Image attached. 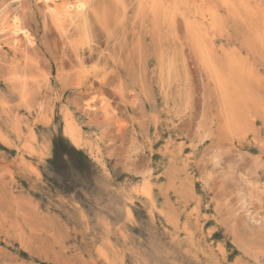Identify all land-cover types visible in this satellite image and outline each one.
<instances>
[{
    "label": "rangeland",
    "instance_id": "obj_1",
    "mask_svg": "<svg viewBox=\"0 0 264 264\" xmlns=\"http://www.w3.org/2000/svg\"><path fill=\"white\" fill-rule=\"evenodd\" d=\"M117 1L0 0V264H264V0Z\"/></svg>",
    "mask_w": 264,
    "mask_h": 264
},
{
    "label": "bare ground",
    "instance_id": "obj_2",
    "mask_svg": "<svg viewBox=\"0 0 264 264\" xmlns=\"http://www.w3.org/2000/svg\"><path fill=\"white\" fill-rule=\"evenodd\" d=\"M110 1H111V0H110ZM116 1H117V0H116ZM120 1H121V0H120ZM122 1H123V0H122ZM117 2H118V1H117ZM253 2H254V1H253ZM114 3H115V2H114ZM250 3H251V2H250ZM117 4H118V3H117ZM252 4H253V3H252ZM115 5H116V3H115ZM119 5H120V3H119ZM111 6H112V5H111ZM122 6L124 7L123 3H122ZM122 6L120 5L119 7L121 8ZM252 7H253V6H252ZM4 8H5V7H4ZM76 8H77V7H76ZM243 8H245V7H243ZM253 8H254V7H253ZM246 9H247V7H246ZM75 11H76V9H75ZM254 11H255V10H254ZM77 12H78V11H77ZM263 12H264V11H263ZM141 13H142V12H141ZM234 13H235V12H234ZM103 15H104V14H103ZM122 15H123V13H122ZM124 15H125V14H124ZM124 15H123V16H124ZM258 15H259V14H258ZM120 17H121V16H120ZM252 17H253V15H252ZM242 18H243V17H242ZM253 18H254V17H253ZM263 18H264V17H263ZM78 19H79V18H78ZM120 19H121V18H120ZM123 19H124V18H123ZM238 19H239V18H238ZM83 20H84V19H83ZM236 20H237V18H236ZM240 20H241V18H240ZM242 20H243V19H242ZM254 20H255V19H254ZM256 20H257V19H256ZM6 21H7V20H6ZM119 21H122V20H119ZM248 21H249V20H248ZM262 21H263V20H262ZM187 22H188V21H187ZM5 23H6V22H5ZM5 23H3V22L0 23V31L3 29ZM241 23H242V22H241ZM245 24H246V23H245ZM256 24H257V23H256ZM174 25H175V24H174ZM263 25H264V22H263ZM257 26H258V25H257ZM259 29H260V28H259ZM73 30H74V29H73ZM105 30H106V29H105ZM250 30H251V29H250ZM254 30H255V29H254ZM257 30H258V29H257ZM257 30H256V31H257ZM245 31H246V30H245ZM81 32H82V29H81ZM89 32H90V31H89ZM82 33H83V32H82ZM75 34H76V33H75ZM253 34H254V32H253ZM79 35H80V34H79ZM79 35H78V36H79ZM255 35H256V34H255ZM260 35H261V34H260ZM256 37L258 38V36H256ZM243 38H244V37H243ZM90 39H91V38H90ZM256 40H257V39H256ZM256 40H255V41H256ZM201 41H202V36H200V37L198 38L196 44L198 45V42H199L200 44H202V43L204 42V41H202V42H201ZM252 41H253V39H252ZM84 42H85V41H84ZM256 42H257V41H256ZM248 43H249V42H248ZM256 44H257V43H256ZM249 45H250V44H249ZM254 45H255V44H254ZM90 47H91V46H90ZM88 48H89V47H88ZM201 48H202V47H199V49H201ZM89 50H90V49H89ZM215 50H216V49H215ZM101 53H102V52H101ZM25 54H26V53H25ZM208 54H209V53L206 52V51H200V56H201V58L203 59L204 63H205L206 65L210 66V64H209L210 61H209V58H208ZM218 55H219V54H218ZM211 58H212V57H211ZM216 59H217V58H216ZM216 59H215V60H216ZM96 60H97V59H96ZM217 60H218V59H217ZM225 60H226V59H225ZM211 61H212V60H211ZM212 62H213V61H212ZM215 62H217V61H215ZM222 62H223V61H222ZM213 63H214V62H213ZM230 63H231V62H230ZM214 64H216V63H214ZM217 64H218V63H217ZM245 64H246V63H245ZM219 65H220V64H219ZM221 65H224V63H222ZM257 65H258V64H257ZM214 66H215V65H214ZM224 66H225V65H224ZM228 66H229V65H228ZM233 67H234V66H233ZM218 68H219V67H218ZM228 68H231L230 70L233 71L232 66H231V67L229 66ZM234 68H235V67H234ZM236 68H237V67H236ZM236 68H235V69H236ZM214 69H215V68H214ZM214 69L212 68L213 71H214ZM221 69H222V71H223L224 68L222 67ZM237 71H238V70H237ZM250 71L252 72V70H250ZM224 72H225V71H224ZM227 72H228V71H227ZM253 72H254V69H253ZM253 72H252V73H253ZM76 73H78V72L76 71ZM211 73H212V72H211ZM217 73H218V71H217ZM220 73H221V71H220ZM215 74H216V71H215ZM231 74H232V73H230V75H231ZM237 74H239V71L237 72ZM237 74L234 75V76H231V78H232V77H236L237 79L240 78V77L237 76ZM31 75H32V74H31ZM221 75H223V74H221ZM224 75H225V74H224ZM241 75H242V74H241ZM256 75H258L257 72H256V74H255L254 76L256 77ZM212 76H213V75H212ZM250 76H251V75H250ZM210 77H211V75L209 74V78H210ZM216 77H217V76H216ZM224 77H225V76H224ZM251 77H252V76H251ZM251 77H249V78H251ZM255 77H254V78H255ZM249 78L247 77V80H248V81L250 80ZM217 79H219V78H217ZM240 79H241V78H240ZM243 79H244V78H243ZM234 80H236V79H234ZM247 80H246V77H245V81H247ZM232 81H233V78H232ZM237 81H238V80H237ZM245 81H244V82H245ZM248 81H247V82H248ZM250 81H251V80H250ZM212 82H213V80H212ZM226 82H228V81H226ZM233 82H234V81H233ZM240 82H242V81H240ZM253 82H254V80H253ZM259 82H260V80H259ZM259 82H257V83H259ZM213 83L216 84V82H213ZM217 83H218V82H217ZM220 83H221V82H220ZM249 83H250V82H249ZM251 83H252V82H251ZM245 84H246V82H245ZM252 84H254V83H252ZM222 85H223V83H222ZM248 85H249V84H248ZM22 86H23V85H22ZM216 86H217V85H216ZM224 86H225V85H224ZM238 86H239V85H238ZM241 86H242V85H241ZM249 86H250V85H249ZM249 86H248V87H249ZM257 86H259V85H257ZM239 87H240V86H239ZM251 87H253V85H252ZM255 87H256V86H255ZM255 87H253V89H254ZM262 87H264V86H262ZM216 88H217V87H215V90H216ZM219 88H221V87H219ZM224 88H225V87H223L222 90H225ZM244 88H245V86H244ZM246 88H247V87H246ZM256 88H257V87H256ZM258 89H259V88H258ZM222 90H221V91H222ZM235 90H236V89H235ZM218 91H219V89H218ZM221 91H220V92H221ZM228 92H229V91H228ZM228 92H227V93H228ZM235 92H236V91H235ZM145 93H146V92H145ZM222 93H225V92L222 91ZM218 94H219V93H218ZM224 95H225V94H224ZM224 95H223V96H224ZM229 95H230V94H229ZM229 95H228V96H229ZM243 95H244V94H243ZM250 95H251V94H250ZM250 95H248V96H250ZM252 95H253V94H252ZM221 96H222V95H221ZM235 96H236V95H235ZM253 96H254V95H253ZM218 97H219V95H218ZM226 97H227V96H226ZM230 97H231V96H230ZM230 97H229V101H230ZM238 97H239V95L237 96V98H238ZM251 97H252V96H251ZM255 97H256V95H255ZM237 98H236V99H237ZM256 98H257V97H256ZM220 99H221V97H220ZM233 99H234V97H233ZM236 99H235V100H236ZM239 99H240V98H239ZM239 99H238V100H239ZM241 99H242V98H241ZM241 99H240V100H241ZM247 99H249V98H247ZM221 100H222V99H221ZM238 100H236V101H238ZM257 100H260V99L258 98ZM223 101H225V100H223ZM231 101H232V100H231ZM231 101H230V102H231ZM252 101L254 102V100H252ZM220 103H221V102H220ZM222 103H223V102H222ZM237 103H238V102H237ZM248 103H249V101H248ZM228 104H229V103H228ZM232 104L235 105L236 103L234 104V102L232 101ZM241 104H242V103H240V106H241ZM243 104H244V103H243ZM28 105H29V104H28ZM223 105H224V104H223ZM229 105H230V104H229ZM237 105H238V104H237ZM261 105H262V104H261ZM240 106L238 105L239 108H240ZM223 107L226 108V104H225ZM235 107H237V106L235 105ZM220 108H221V107H220ZM231 108H232V107H231ZM231 108H230V111H231ZM251 108H252V106H251ZM227 109H228V107H227ZM232 109H233V108H232ZM236 109H237V108H236ZM249 109H250V108H249ZM221 111H223V110H221ZM221 111H220V113H221ZM227 111H228V110H227ZM234 111H235V110H234ZM228 112H229V111H228ZM235 112H236V111H235ZM235 112H234V114H235ZM252 112H253V111H252ZM220 113H219V114H220ZM229 113H231V112H229ZM238 113H239V112H238ZM238 113H236V116H238V115H237ZM245 113H246V112H245ZM243 114H244V113H243ZM246 114H247V113H246ZM258 114H260V111H259ZM229 115H231V114H229ZM241 115H242V114H241ZM227 116H228V115H227ZM234 116H235V115H234ZM243 116H244V115H243ZM238 117H240V115H239ZM238 117H236V118H238ZM245 117H246V116H245ZM240 118H241V117H240ZM44 119H45V118H44ZM241 119H244V118H241ZM45 120H46V119H45ZM230 120H231V119H230ZM244 120H245V119H244ZM231 121H232V120H231ZM233 122L235 123L234 120H233ZM41 124H42V123H41ZM46 124H47V123H46ZM224 124H225V123H224ZM235 124H236V123H235ZM232 125H234V124H232ZM224 126H225V125H224ZM235 126H236V125H235ZM9 127H10V126H9ZM236 127H237V126H236ZM245 128H246V127H245ZM231 129H232V128H231ZM228 132H229V130H228ZM237 132H238V131H237ZM67 134H68V136L70 137V139L72 140V142H73L74 144H76L77 141H78L79 139H78L77 135L75 134L74 127H73L71 124H68V126H67ZM44 149H45V148H44ZM185 187H186V186H185ZM146 191H148V190H146ZM146 191H145V192H146ZM142 192H143V194H145L144 190H143ZM149 192H150V191H149ZM148 195H149V193H148Z\"/></svg>",
    "mask_w": 264,
    "mask_h": 264
},
{
    "label": "snow or ice",
    "instance_id": "obj_3",
    "mask_svg": "<svg viewBox=\"0 0 264 264\" xmlns=\"http://www.w3.org/2000/svg\"><path fill=\"white\" fill-rule=\"evenodd\" d=\"M81 7H83V5H81Z\"/></svg>",
    "mask_w": 264,
    "mask_h": 264
}]
</instances>
